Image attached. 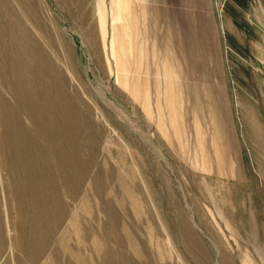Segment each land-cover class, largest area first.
<instances>
[{"label":"rangeland","instance_id":"rangeland-1","mask_svg":"<svg viewBox=\"0 0 264 264\" xmlns=\"http://www.w3.org/2000/svg\"><path fill=\"white\" fill-rule=\"evenodd\" d=\"M7 1L31 34L18 39L36 38L78 105L85 135L78 142L90 170L73 197L57 184L55 142L36 135L0 75V102L37 151L48 150L59 196L85 231L80 241L71 228L68 235L79 257L86 264H110L111 255L113 264H264V0H121L129 6L125 83L111 53L120 0L103 1L105 38L99 0H42L45 14L37 0H25L39 27ZM21 168L19 183L29 189ZM12 182L0 166V264H44L52 255L70 264L60 233L29 257L31 193L21 219ZM85 199L90 214L81 209ZM23 219L21 246L13 238Z\"/></svg>","mask_w":264,"mask_h":264},{"label":"bare ground","instance_id":"bare-ground-1","mask_svg":"<svg viewBox=\"0 0 264 264\" xmlns=\"http://www.w3.org/2000/svg\"><path fill=\"white\" fill-rule=\"evenodd\" d=\"M15 1L20 7H24L29 17L28 20L33 22L35 26L38 25L39 20H36L37 13L35 10L27 8L25 0ZM103 1L99 0V10L102 8ZM43 3L42 0L35 1V9H40L45 14L47 11ZM118 3L119 19L113 22L114 37L111 41V53L116 59L115 63L120 73V82L125 83L127 73L122 55L124 54L125 57L126 49H128L127 37L130 27L126 18L129 17V6L121 0ZM104 8L100 10L99 24L102 29V36L105 38L106 34L103 29L106 30L107 9ZM15 11L10 7L7 0H0V75L6 89L14 96L22 112L29 119V124L34 127L36 135L44 138L49 137L50 142H55L53 148L57 159V169L60 173L59 183L57 184L59 187L62 186L65 193L67 192L76 197L80 177H84L85 173L90 170L89 163H86L81 153V149L84 148L81 142H85V135L78 117V105L63 87V82L57 73L53 58L35 41L36 38H27L28 42L22 41L24 36L18 39V36L24 35V33L27 34L29 30L26 31L22 18L17 16ZM87 37L92 50H95L97 54V37L94 39L93 31H89ZM5 39L10 40V45H5ZM5 46H10V54L5 51L7 48ZM7 79H9L8 83H6ZM70 79L72 80V78ZM40 101H42L41 104ZM17 116L5 101L0 102V161L2 162L0 166L2 170L10 173L13 181L11 187L13 195L18 198V213L21 219L24 218L23 214L27 215L25 207L22 208L23 196L31 193L30 199L28 198L32 208L31 212H33L30 224L31 235L27 237L29 239L27 244L29 257L31 259L32 257L36 258L44 252L48 248L49 238L52 237L54 232L60 233L57 237L58 244L60 250L70 260V264H86L69 244L70 228L77 235L79 241L80 239L83 240L85 231L79 223L78 215L75 212H69L59 196V191L56 189L55 172L53 175L50 167L48 150L42 151L39 149L37 151L36 142L30 137L28 130L24 128V124ZM52 132L53 136L51 135ZM79 139L81 140L80 143L78 142ZM20 166L25 173V187L29 189H22V185L19 183L21 180L17 167ZM80 206L86 214L91 213V205L86 199L80 203ZM23 223L24 219L13 238L15 243H19L21 246H23L22 238L26 239V231L22 228ZM66 223L68 224L67 227ZM115 224L116 221L113 220L110 236L116 235ZM126 231L130 246L140 255L141 251L137 247L134 238L128 230ZM93 245L97 251L102 248L97 239H93ZM109 257L113 260L112 255ZM110 259V264H113ZM44 264L61 263L55 255H52ZM121 264L131 263L125 260Z\"/></svg>","mask_w":264,"mask_h":264}]
</instances>
